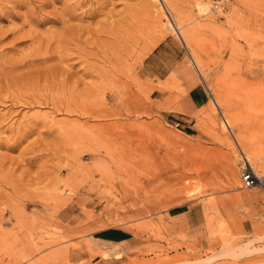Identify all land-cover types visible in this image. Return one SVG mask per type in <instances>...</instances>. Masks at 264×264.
I'll list each match as a JSON object with an SVG mask.
<instances>
[{
	"label": "rangeland",
	"instance_id": "obj_1",
	"mask_svg": "<svg viewBox=\"0 0 264 264\" xmlns=\"http://www.w3.org/2000/svg\"><path fill=\"white\" fill-rule=\"evenodd\" d=\"M213 4L0 0V264H103L105 227L122 264L264 261V0Z\"/></svg>",
	"mask_w": 264,
	"mask_h": 264
},
{
	"label": "crops",
	"instance_id": "obj_2",
	"mask_svg": "<svg viewBox=\"0 0 264 264\" xmlns=\"http://www.w3.org/2000/svg\"><path fill=\"white\" fill-rule=\"evenodd\" d=\"M208 102V95L199 83L194 84L189 89L188 95L185 101L180 102L179 105L182 111L178 112V117L183 120V124L189 127H193L195 113L198 112L200 108H203L204 104ZM199 119V118H198ZM101 239L107 240L109 242H116L122 249V256L115 257L113 259H105L103 264H122V262L127 261L123 258L125 255H134L136 252L143 250L146 245L145 242L137 237L132 231L123 227H105ZM256 264H264L259 262Z\"/></svg>",
	"mask_w": 264,
	"mask_h": 264
},
{
	"label": "built area",
	"instance_id": "obj_3",
	"mask_svg": "<svg viewBox=\"0 0 264 264\" xmlns=\"http://www.w3.org/2000/svg\"><path fill=\"white\" fill-rule=\"evenodd\" d=\"M220 7H222V0H214L213 9L218 10ZM173 124L177 128H182L184 126L182 120L178 118L173 121ZM240 176L246 186H251L258 180L256 170L246 154H242ZM258 184L264 187V175L259 178Z\"/></svg>",
	"mask_w": 264,
	"mask_h": 264
},
{
	"label": "bare ground",
	"instance_id": "obj_4",
	"mask_svg": "<svg viewBox=\"0 0 264 264\" xmlns=\"http://www.w3.org/2000/svg\"><path fill=\"white\" fill-rule=\"evenodd\" d=\"M158 1V0H157ZM196 1V0H195ZM45 2H46V0H45ZM56 6V5H55ZM197 7H198V9L199 8H203L202 6H201V4H199V5H197ZM25 20V19H24ZM66 21H67V19H66ZM66 21H63V23H64V25L65 24H67V22ZM171 22V24L173 23L172 21H170ZM71 25V24H70ZM79 26V25H78ZM61 27V26H60ZM64 27H66V25L64 26ZM70 29V26H67V30H69ZM75 29H77V28H75ZM178 29V28H177ZM74 30V29H73ZM71 31V30H70ZM79 31V30H78ZM75 33V32H74ZM180 33V32H179ZM73 34V33H72ZM75 35V34H74ZM73 35V36H74ZM183 37V36H182ZM58 43V42H57ZM44 44V43H43ZM53 45V44H52ZM51 45V47H53ZM46 48V47H45ZM55 49V48H54ZM49 51V50H48ZM49 53V52H48ZM47 54V53H46ZM22 61V60H21ZM32 61V60H31ZM28 62V61H27ZM225 125L228 127V128H230V123L227 121V120H225ZM257 177H258V180L253 184V185H251V186H256V185H258V183H259V178H260V176L257 174ZM258 182V183H257ZM232 253H234V252H232Z\"/></svg>",
	"mask_w": 264,
	"mask_h": 264
}]
</instances>
